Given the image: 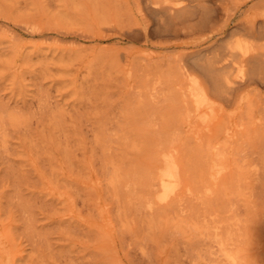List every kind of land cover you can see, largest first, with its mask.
I'll use <instances>...</instances> for the list:
<instances>
[{
    "label": "rangeland",
    "instance_id": "obj_1",
    "mask_svg": "<svg viewBox=\"0 0 264 264\" xmlns=\"http://www.w3.org/2000/svg\"><path fill=\"white\" fill-rule=\"evenodd\" d=\"M214 1L0 0V264H264V0Z\"/></svg>",
    "mask_w": 264,
    "mask_h": 264
},
{
    "label": "bare ground",
    "instance_id": "obj_2",
    "mask_svg": "<svg viewBox=\"0 0 264 264\" xmlns=\"http://www.w3.org/2000/svg\"><path fill=\"white\" fill-rule=\"evenodd\" d=\"M188 1V3H192V4H194L195 6H200L203 10H204V16H203V18H202V24H200V26H203V27H208L210 24H211V22L214 20V16L212 17L211 15H208L207 13H209L210 11V9H213L215 6H217V3L214 1V0H187ZM197 8H199V7H197ZM201 15V14H200ZM172 20V19H171ZM173 22V21H172ZM167 23V22H166ZM211 26H212V24H211ZM200 28V27H199ZM32 29V28H31ZM186 29V28H185ZM230 37V36H229ZM246 42V41H245ZM247 47V46H246ZM261 47V46H260ZM264 48V47H263ZM262 48V49H263ZM227 54H225L227 57H225V58H229V57H231V56H235L234 55V53L235 52H233V49L231 50V49H229L227 52H226ZM247 53H248V51L246 50V49H240L239 48V55H240V59H239V61H237V62H234V63H231L232 61L231 60H227V59H225V62L222 64V66H227V67H231L233 70H235L236 71V73L233 75V76H231L230 75V73H226L225 74V76H224V81H225V83H226V85H228V86H230L229 84H232V83H234L235 82V80L237 79V78H239V74L242 72V69H243V66H244V64H245V62L247 61V60H249V59H247ZM255 53V52H254ZM251 54V53H250ZM258 54H263V56H264V50H261V51H258ZM232 57V58H233ZM216 60V59H215ZM208 64V63H207ZM234 64V65H233ZM234 71V72H235ZM244 74V73H243ZM208 80V79H207ZM192 82V81H191ZM195 82V81H194ZM199 89V88H198ZM203 94V93H202ZM202 97V98H201ZM200 98H201V100H205L206 101V99H207V97H206V95L205 94H203L202 96H201ZM196 98V97H195ZM211 100V99H210ZM213 113V112H212ZM170 160V159H169ZM168 159L166 160V163H165V171H164V174L165 175H168V176H170V177H172L174 180H177L176 178H174V174H175V172H174V170H173V165H172V161H169ZM174 161V160H173ZM176 164V163H175ZM218 169V168H217ZM178 171V170H177ZM175 177H176V174H175ZM215 178V177H214ZM176 184L174 183V186H175ZM173 190H175L174 189V187L172 186V187H166L165 186V184L162 182V187H161V189H160V197L161 198H165V197H167V196H169V194L173 191ZM235 260V259H234Z\"/></svg>",
    "mask_w": 264,
    "mask_h": 264
}]
</instances>
